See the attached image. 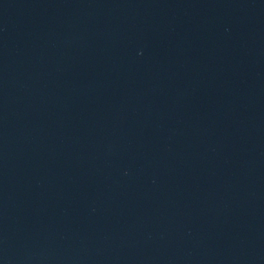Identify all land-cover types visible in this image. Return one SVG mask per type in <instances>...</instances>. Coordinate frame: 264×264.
<instances>
[{
	"label": "water",
	"instance_id": "water-1",
	"mask_svg": "<svg viewBox=\"0 0 264 264\" xmlns=\"http://www.w3.org/2000/svg\"><path fill=\"white\" fill-rule=\"evenodd\" d=\"M0 264H264V0H0Z\"/></svg>",
	"mask_w": 264,
	"mask_h": 264
}]
</instances>
